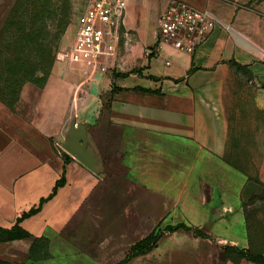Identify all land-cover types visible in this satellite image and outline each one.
Masks as SVG:
<instances>
[{
  "label": "rangeland",
  "instance_id": "374dc122",
  "mask_svg": "<svg viewBox=\"0 0 264 264\" xmlns=\"http://www.w3.org/2000/svg\"><path fill=\"white\" fill-rule=\"evenodd\" d=\"M89 2L0 0V231L28 234L0 241V264H259L248 252L264 251V99H226L220 145L182 141L173 167L132 169L113 137L89 196L88 175L72 173L62 145L82 123L51 87ZM141 6L131 27L126 7L118 47L137 42Z\"/></svg>",
  "mask_w": 264,
  "mask_h": 264
},
{
  "label": "crops",
  "instance_id": "0c3cea01",
  "mask_svg": "<svg viewBox=\"0 0 264 264\" xmlns=\"http://www.w3.org/2000/svg\"><path fill=\"white\" fill-rule=\"evenodd\" d=\"M171 1L126 0L129 27L134 24L133 3L144 5L145 17L133 37L137 42L130 48L117 45L112 57L91 63L84 55L57 69L51 90L77 106L95 153L88 160L98 173L104 171L100 151L113 137L129 146L132 169L157 167L149 161L162 159L173 167L183 157L181 150L175 155L182 141L199 147L204 137L212 136L213 145H220L226 99H264V0H179L211 12L216 25L192 54L169 45L153 52L156 21ZM105 120L107 126L102 125ZM184 157L187 162L188 155ZM70 168L88 175L89 196L98 173L78 161Z\"/></svg>",
  "mask_w": 264,
  "mask_h": 264
},
{
  "label": "built area",
  "instance_id": "2783aa9c",
  "mask_svg": "<svg viewBox=\"0 0 264 264\" xmlns=\"http://www.w3.org/2000/svg\"><path fill=\"white\" fill-rule=\"evenodd\" d=\"M127 7L126 0H90L78 21L68 59L79 62L84 55L94 63L100 56H114L117 51L119 26ZM216 21L208 10H196L186 2L171 1L159 15L156 25V46L162 45L192 54L212 33Z\"/></svg>",
  "mask_w": 264,
  "mask_h": 264
},
{
  "label": "water",
  "instance_id": "95a60500",
  "mask_svg": "<svg viewBox=\"0 0 264 264\" xmlns=\"http://www.w3.org/2000/svg\"><path fill=\"white\" fill-rule=\"evenodd\" d=\"M62 148L72 158L87 166L94 173H98L96 167L92 166L88 160L89 155L95 157V153L89 144L86 129L83 124L72 123Z\"/></svg>",
  "mask_w": 264,
  "mask_h": 264
},
{
  "label": "trees",
  "instance_id": "16d2710c",
  "mask_svg": "<svg viewBox=\"0 0 264 264\" xmlns=\"http://www.w3.org/2000/svg\"><path fill=\"white\" fill-rule=\"evenodd\" d=\"M67 159L70 160L69 157ZM65 184V176L63 175L60 179L57 180L53 192L51 196H53L56 190L60 187H63ZM50 196V197H51ZM0 236L2 237L0 241H12V240H20L26 238L28 234L18 227V225H14L10 230H2L0 231ZM156 241V237H154V233L151 232L145 239L138 242L133 248L132 251L134 252L140 247H143L149 241ZM248 256L252 259L254 263L264 264V251L263 252H248Z\"/></svg>",
  "mask_w": 264,
  "mask_h": 264
}]
</instances>
